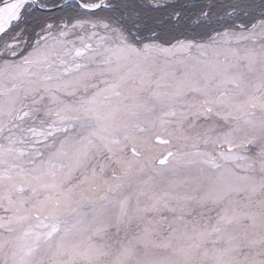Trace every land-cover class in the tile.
I'll use <instances>...</instances> for the list:
<instances>
[{
	"label": "snow or ice",
	"instance_id": "obj_1",
	"mask_svg": "<svg viewBox=\"0 0 264 264\" xmlns=\"http://www.w3.org/2000/svg\"><path fill=\"white\" fill-rule=\"evenodd\" d=\"M0 264H264V0H0Z\"/></svg>",
	"mask_w": 264,
	"mask_h": 264
}]
</instances>
